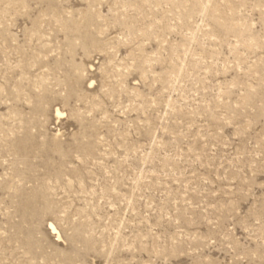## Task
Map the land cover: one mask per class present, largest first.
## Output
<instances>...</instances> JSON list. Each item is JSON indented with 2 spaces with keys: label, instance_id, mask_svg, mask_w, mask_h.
Listing matches in <instances>:
<instances>
[{
  "label": "rangeland",
  "instance_id": "1",
  "mask_svg": "<svg viewBox=\"0 0 264 264\" xmlns=\"http://www.w3.org/2000/svg\"><path fill=\"white\" fill-rule=\"evenodd\" d=\"M0 264H264V0H0Z\"/></svg>",
  "mask_w": 264,
  "mask_h": 264
},
{
  "label": "bare ground",
  "instance_id": "2",
  "mask_svg": "<svg viewBox=\"0 0 264 264\" xmlns=\"http://www.w3.org/2000/svg\"><path fill=\"white\" fill-rule=\"evenodd\" d=\"M49 229H50L51 231H53V228H52V227H50Z\"/></svg>",
  "mask_w": 264,
  "mask_h": 264
}]
</instances>
